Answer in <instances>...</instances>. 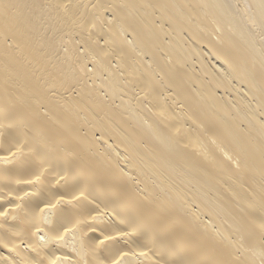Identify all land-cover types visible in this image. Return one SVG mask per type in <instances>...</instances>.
<instances>
[{
	"label": "bare ground",
	"instance_id": "bare-ground-1",
	"mask_svg": "<svg viewBox=\"0 0 264 264\" xmlns=\"http://www.w3.org/2000/svg\"><path fill=\"white\" fill-rule=\"evenodd\" d=\"M0 264H264V0H0Z\"/></svg>",
	"mask_w": 264,
	"mask_h": 264
},
{
	"label": "rangeland",
	"instance_id": "rangeland-1",
	"mask_svg": "<svg viewBox=\"0 0 264 264\" xmlns=\"http://www.w3.org/2000/svg\"><path fill=\"white\" fill-rule=\"evenodd\" d=\"M88 68H90V66H88Z\"/></svg>",
	"mask_w": 264,
	"mask_h": 264
}]
</instances>
